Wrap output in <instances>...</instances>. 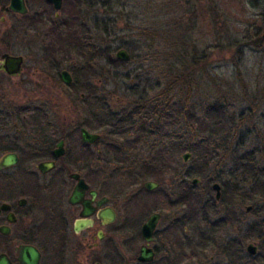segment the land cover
<instances>
[{
    "label": "rangeland",
    "instance_id": "374dc122",
    "mask_svg": "<svg viewBox=\"0 0 264 264\" xmlns=\"http://www.w3.org/2000/svg\"><path fill=\"white\" fill-rule=\"evenodd\" d=\"M64 6L68 18L59 21L64 20L67 28H72L73 43L79 38L77 46L68 42V33L66 41L61 30L53 27L25 28L27 31L24 29L18 36L14 34V18H6V23L0 24V54L2 48L10 47L14 54L25 58L20 77L0 76V108L27 107L29 111L45 108L46 121L57 130L54 138L62 135L67 138L69 156L75 160L78 149L81 150L79 126L92 118L93 110L80 103V91L62 83L63 70L71 74L70 69L89 64L91 71L86 75L89 84L113 113L130 111L138 107L140 100H156L153 103L157 102L158 109L154 111L157 114L154 119L166 113L163 129L145 135L141 142L133 132L109 135L105 120L97 119L94 123L105 127L99 129L102 143L92 148L101 155L91 160L90 168L93 171L101 158V180L107 188L111 187L117 211V239L130 237L121 230L123 225H128L137 254L141 245L139 229L155 211L161 214L157 238H168L171 247L167 251L174 264H227L218 247L236 237L235 223L208 243L207 234H203L205 239L194 236L196 228L197 234L199 228L205 232L204 222H199L198 217L189 221L186 208H168L171 201L178 200V186L184 185L176 177L185 178L189 169L197 170L202 162L200 155L181 150L188 144L197 145L198 150L207 140L216 144L214 150L209 145L212 157L208 173L191 176L187 182L190 185L192 179L199 180L193 191L203 199L214 200L211 190L214 179L235 180L246 175L242 164L248 158L252 160L255 176H262L259 171L264 175V42H260L264 32V0H66ZM81 40L88 50L79 47ZM121 49L130 58L124 65L112 61ZM86 82L82 78L81 86ZM185 100L194 105L195 119H185L178 111ZM216 101L227 112L220 128L211 120L207 125L201 121V110ZM140 112L153 118L147 108ZM8 122L9 126L15 122L19 127L25 126L19 118ZM164 149L160 165L165 167L160 170L165 179L158 189L146 191L143 188L146 181L159 182L141 165L151 164ZM187 153L190 158L185 163L182 158ZM151 166L156 167L154 163ZM80 167L74 162L72 170ZM93 175L94 172L90 173L89 179ZM247 206L262 211L257 216L245 215L246 224L254 219L264 222V206L258 200L244 205L234 200L228 205L239 216ZM215 207L217 211L211 220L223 214L225 204L218 202ZM183 216L184 222L176 230L173 223ZM38 237L42 245L47 238L44 225ZM176 242L184 247L179 257V247L177 250L172 247ZM156 261L154 264H159L160 258ZM243 262L249 263L247 258L240 264ZM250 264H264V259H254Z\"/></svg>",
    "mask_w": 264,
    "mask_h": 264
},
{
    "label": "flooded vegetation",
    "instance_id": "af4514ba",
    "mask_svg": "<svg viewBox=\"0 0 264 264\" xmlns=\"http://www.w3.org/2000/svg\"><path fill=\"white\" fill-rule=\"evenodd\" d=\"M10 1L0 0L1 25L6 23V18H14V34L18 36L24 33L25 28L53 27L56 31L61 30L62 37L67 41L66 33L63 35L67 31V23L64 20L59 21V18H68L65 15L64 2L66 0H61L59 10H55L54 4L48 0H24L25 14L12 11L9 8ZM48 22L49 25H47ZM64 40L62 39V42ZM2 50L0 64L2 56L6 54L22 57L23 63L19 75L12 77L0 70V76L3 75L9 79L20 77L23 73L25 58L14 54L10 47L2 48ZM84 97V94L80 95V99ZM8 110L0 108V256L6 257L10 264H22L20 250L28 246L38 252L37 264H154L158 262L157 258H160L159 264H174L171 254L169 255L170 251H167V248L171 247L167 242L168 238L166 237L167 240L165 236L159 240L157 238V228L161 219V214L158 212L154 211L147 217L148 219L153 214L160 215L152 242L149 244L145 243L141 234V227L147 219L141 225L138 232L141 245L137 254L134 251L136 242L128 225H123L121 230L127 232L130 237L120 241L117 239L115 229L117 211L113 204L111 187L107 188L101 180V158L95 163L93 171L90 168L91 160L101 155L100 151L96 153L92 151V148L102 143L99 131L79 126L80 144L78 147L81 150L78 149L74 160L69 156L67 138L63 135L54 138L57 130L46 121L47 111H29L27 107ZM12 118L21 119L25 126L19 127L16 125L17 122L9 126L8 120ZM37 123L40 126H35L38 125ZM81 129L87 130L90 134L99 135V139L91 144L83 143ZM141 138L143 140L144 136ZM60 142H63V154L56 158L54 152ZM13 159H15L14 162H12ZM74 162L81 166L80 169L72 170ZM4 163L6 165H3ZM40 165L49 167L41 170ZM82 172L85 173L82 174ZM93 172L94 177L89 179V174ZM72 174L78 175L87 186L80 200L74 203L70 202V198L79 179L71 178ZM228 181L230 182L229 187L232 188L231 191H225L221 183H213L220 186L219 199H216V191L212 189L213 184L211 185L214 200L210 201L212 206L208 208L206 215L207 242L212 241L214 236L234 226L235 223L237 225L236 237L230 240L236 239L237 245H240L241 254L245 253L248 258L259 256L264 259V222L254 219L246 224L245 221V215L250 216L252 213L256 216L260 215L262 208L255 209L247 206L243 215L239 216L228 207L233 204L234 200L239 201L240 205L251 200H258V203L264 206V175L242 174L235 180L229 177ZM148 182L153 181H146L143 184L146 191H149L145 188ZM154 183L157 187L153 190L158 189L160 183ZM198 184L192 185L191 183L193 188ZM234 188L236 191L233 190ZM218 202L225 204L224 212L221 216L217 215L216 219L211 220L210 217L216 214L215 205ZM83 203H87V211L90 212V215L84 218L91 224L76 232L75 222L84 219L80 216L84 209ZM107 210H112L115 215L112 221L107 217H100ZM43 225L47 238L41 242V245L38 243L41 240L38 234ZM197 230L198 228L194 229V236L197 235ZM246 242L249 243L247 246H245ZM176 243L172 247L177 250ZM143 246L153 251L152 261H138L139 252ZM249 246L255 251L254 255L249 253ZM172 256L176 257L175 254Z\"/></svg>",
    "mask_w": 264,
    "mask_h": 264
},
{
    "label": "trees",
    "instance_id": "16d2710c",
    "mask_svg": "<svg viewBox=\"0 0 264 264\" xmlns=\"http://www.w3.org/2000/svg\"><path fill=\"white\" fill-rule=\"evenodd\" d=\"M213 10L215 15H217V12L215 11V6H213ZM68 26V24H67ZM68 30L66 31V36L68 33V42L71 44H76L79 41V38L76 39V42L73 43V41L75 40L74 37V32L72 31V28L70 29L69 27L67 28ZM77 34V32H76ZM260 42H264L262 41V39L260 38ZM82 40L81 43L79 44V47L81 49H85L88 50L87 47L82 45ZM79 51V49H77ZM114 62H116L117 64H122L124 65L125 62H121L119 60H112ZM71 71V76H72V83L69 85L70 88L76 89L77 91H80L82 94L85 95L84 99H80V103L83 104V106H86L87 109L91 108L93 110V114L91 115L92 118H89L88 120H86L85 122H83L80 126L88 128L89 130H94V131H99L100 127H105L104 125H99V124H94L95 120L100 119L101 122L105 120L106 122V127L107 129H109V135L111 134H124L126 132L129 133H135L136 135H138L136 137V140L140 141L142 140L141 137L149 134H153V132H157L159 133L163 128V119H165L166 117V113L164 111V115L160 116V118L154 119V117L157 115L154 113V111H157L158 109V104L156 100H151V101H145V100H140V102L138 103V107H134L132 108V110L130 111H125L124 113H113L111 111H108V108L105 106V102L104 99H102L103 97L101 96H97L98 93L97 91L94 92L93 91V87L89 84L90 81L87 78L86 75L87 72L89 73L91 71V69H89V64L86 67H82L81 69H70ZM82 78L87 81L86 82V87H82L81 86V81ZM80 83V84H79ZM144 104H147V107L142 106ZM144 108H147L149 110V112L153 113L152 116L153 118H151V115L148 114V116H146V114H141V109L142 111L144 110ZM38 112L40 111H46L45 108H39L37 110ZM97 111V112H96ZM179 112L181 111V113L184 115L185 119L188 118H192L195 119L196 118V112L194 110V105L190 102L185 100L184 103H182L180 109L178 110ZM95 112H96V116H95ZM140 112V113H139ZM201 113L203 114L202 118V123L206 124L207 122H209L210 120L213 121L214 126H216L217 128H220L221 125L223 124V120L227 115L226 112V107L216 101L213 102L212 104L206 105L204 107L203 110H201ZM99 114V117H98ZM135 119L136 122L134 121ZM99 125V126H98ZM207 125V124H206ZM219 126V127H218ZM126 128V129H125ZM190 133V132H188ZM214 143L216 141H213ZM143 143V142H142ZM203 144L198 146L199 150H200V154H198V149L195 148L197 147V145H192V144H188L186 146H183L181 150H185V151H190L192 152V154L202 158V162L198 163V171L195 170L194 168L189 169L188 172L186 173L185 178L180 177H176L179 180H181V182H184V185H179L177 190H179V193L176 195V198L178 200H176L175 202L171 201L170 207L168 209L171 210H175L177 208H186L188 210L189 213V221L192 219L193 217H198L199 221L202 222H206V215H207V211L208 208L211 207V202L212 199L210 198H202V196L195 194L193 191V186L190 184H188V179L191 176H196V174H201L204 175L205 173H208V169H209V165H210V161H211V149L209 148V145H211L212 143H209L208 140L205 142H202ZM213 145V146H212ZM211 148L212 150H214V145L216 144H212ZM218 146V144H217ZM110 148V147H108ZM116 148H114L115 150ZM180 149V148H179ZM118 151V150H117ZM166 151V149L159 151L156 156L153 158V162L154 165L156 166L155 168H153V166H151V164H148V162H146L145 164L141 165V168H143V170H150L151 173L148 174L149 176H151V178H153L154 180L158 181L159 183L163 182V178H164V173L162 170H160L162 168V166L160 165V159H162L163 161V156L162 154H165L164 152ZM200 155V156H199ZM252 160L250 158L246 159L245 164H242L243 168L245 169L246 175L249 176H254L255 175V170L253 167V164L251 162ZM148 164V165H147ZM165 167V166H164ZM163 167V168H164ZM150 168V169H149ZM152 168V169H151ZM162 168V169H163ZM243 169V170H244ZM260 174L263 175V173L261 171H259ZM146 176V175H144ZM148 177V176H147ZM165 179V178H164ZM212 182V181H211ZM213 182H219L222 185H224L225 191H231L232 188L229 187L230 182L228 180H216L214 179ZM261 189V187H260ZM209 190V187H208ZM234 191H236V189H233ZM223 198H225L223 196ZM200 215H202V218H200ZM187 218V217H186ZM183 219V220H182ZM182 219H176L175 222L173 223V227L176 228V230L179 228L181 222H184V216ZM187 223V221L185 222ZM189 224V223H187ZM206 232V230H205ZM204 231H201V228H199L198 234L197 236H199L202 239L203 238V234H206ZM139 235V234H138ZM140 237V236H139ZM179 242V241H178ZM178 242L176 243L177 247H179L178 252H183L184 247L181 248V245L178 244ZM219 250L221 251V253H223L225 259L227 260L226 263L227 264H240L242 261H245V258H247L246 263H242V264H250L252 263V261H254V259L260 260V257L257 256L256 258H248L247 255L244 253L243 255L241 254V250H240V245L238 246L236 243V239L233 240H228L227 243L225 245L219 246L218 247ZM178 253V257L179 254ZM251 261V262H250Z\"/></svg>",
    "mask_w": 264,
    "mask_h": 264
},
{
    "label": "water",
    "instance_id": "95a60500",
    "mask_svg": "<svg viewBox=\"0 0 264 264\" xmlns=\"http://www.w3.org/2000/svg\"><path fill=\"white\" fill-rule=\"evenodd\" d=\"M48 1H50L54 4L55 10L60 9L61 0H48ZM9 8L12 11L18 12L20 14L26 13V9L24 6V0H11ZM261 39H262V41H264V32L261 35ZM115 58L121 62H128L130 59L128 53L123 49L117 51V53L115 54ZM22 63H23L22 57L11 56V55L6 54V55L2 56V63L0 64V70L4 71L6 74H8L12 77H15V76L19 75ZM61 80H62L63 84H65V85H70L72 83V77L67 71H63L61 73ZM98 139H99V135L90 134L87 130L81 129V140L83 143L91 144ZM62 146H63V142H60L57 145V150H55V152H54V155L56 158H58L59 156H61L63 154ZM189 158H190V154L189 153L185 154L182 158L183 162L186 163ZM14 160L15 159H13L12 162H14ZM3 165H6V163H4ZM45 167H46V165H40L41 170H45L49 166L46 168ZM70 177L73 179H79V176L76 174H72ZM198 182L199 181L197 179H193L191 183H192V185H196V184H198ZM155 187H157V184L154 182H148L145 184V188L149 191L153 190ZM86 188H87V186L84 183V181L82 179H79L78 184H77V186H76V188H75V190H74V192L70 198V202L74 203L76 201H79L80 198L82 197L84 191L86 190ZM212 189L214 191H216V199H219V197H220V186L218 184H213ZM83 205H84V209H83V212L80 214V216L82 218L88 217L90 215V212L87 211V203H83ZM103 216L107 217L110 221H112L115 217L112 210L105 211L100 217L103 218ZM159 219H160L159 214H153L142 225L141 234H142V237H143L146 244H149L152 242V239H153L152 236H153V233L156 229V226L158 224ZM90 224H91V222L85 218L77 220L75 222L74 230L76 232H78L80 229H83L87 225H90ZM251 248L252 247L249 246V249H250L249 253L251 255H254L255 251L251 250ZM20 256H21L20 261L22 264H37L38 260H39L38 252L34 248L28 247V246L21 248ZM153 257H154V253L151 249H148L146 246L141 247L140 252H139V256H138L139 262H150L153 260ZM0 264H10V263L8 262L6 257L0 256Z\"/></svg>",
    "mask_w": 264,
    "mask_h": 264
}]
</instances>
